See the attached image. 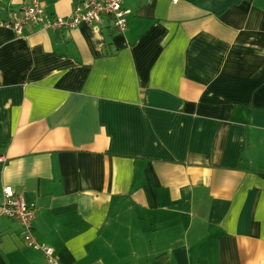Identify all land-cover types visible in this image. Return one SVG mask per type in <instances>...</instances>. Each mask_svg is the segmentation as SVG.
I'll use <instances>...</instances> for the list:
<instances>
[{"label":"crops","instance_id":"0c3cea01","mask_svg":"<svg viewBox=\"0 0 264 264\" xmlns=\"http://www.w3.org/2000/svg\"><path fill=\"white\" fill-rule=\"evenodd\" d=\"M31 2L0 0V205L25 197L60 264H264V0L4 24ZM0 264L48 262L3 217Z\"/></svg>","mask_w":264,"mask_h":264},{"label":"built area","instance_id":"2783aa9c","mask_svg":"<svg viewBox=\"0 0 264 264\" xmlns=\"http://www.w3.org/2000/svg\"><path fill=\"white\" fill-rule=\"evenodd\" d=\"M123 2L124 0H87L78 5L71 15L60 17L48 15L43 1L32 0L30 4L22 8L19 15L4 24L21 34L26 26L32 24H37L45 30H72L82 23L94 24L109 17L116 31L123 34L128 28L127 14L129 13L124 9ZM2 162L4 159L0 158V163ZM35 216V208L29 205L25 197L17 195L10 186L4 188V201L0 205V224L3 217L18 221L22 226L26 245L42 250L48 264H60L54 249L36 240Z\"/></svg>","mask_w":264,"mask_h":264}]
</instances>
